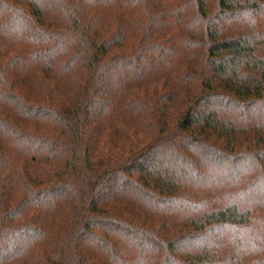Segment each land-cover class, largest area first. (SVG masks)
<instances>
[{
  "label": "trees",
  "instance_id": "1",
  "mask_svg": "<svg viewBox=\"0 0 264 264\" xmlns=\"http://www.w3.org/2000/svg\"><path fill=\"white\" fill-rule=\"evenodd\" d=\"M0 264H264V0H0Z\"/></svg>",
  "mask_w": 264,
  "mask_h": 264
}]
</instances>
